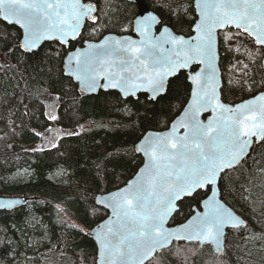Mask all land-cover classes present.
Listing matches in <instances>:
<instances>
[{"label":"trees","instance_id":"16d2710c","mask_svg":"<svg viewBox=\"0 0 264 264\" xmlns=\"http://www.w3.org/2000/svg\"><path fill=\"white\" fill-rule=\"evenodd\" d=\"M95 1L97 23L87 22L69 46L46 40L24 51L16 47L20 27L0 23V194L28 197L21 206L0 210V264H96L97 245L89 229L108 214L96 194L127 182L143 163L135 143L148 129L168 127L189 97L185 70L172 77L167 92L155 100L146 92L126 98L114 89L79 93L78 83L64 72L67 51L109 31L132 32L138 12L131 0ZM145 1L160 16V24L192 32L194 0L191 6L190 0ZM181 4L185 13L177 14ZM235 31L220 32L222 95L231 102L256 94L264 79L263 48L244 38L228 42L238 52L226 50L224 34ZM48 97H59L56 120L49 119ZM55 125L66 132L44 146L43 130ZM23 168L30 175L14 179ZM259 175H264V141L255 142L249 155L221 176V196L249 220L246 227L228 229L224 254L209 243L175 241L146 264L246 263L256 232L251 195ZM194 205L187 198L179 202V215L175 213L171 223L189 217Z\"/></svg>","mask_w":264,"mask_h":264},{"label":"snow or ice","instance_id":"6c2138e0","mask_svg":"<svg viewBox=\"0 0 264 264\" xmlns=\"http://www.w3.org/2000/svg\"><path fill=\"white\" fill-rule=\"evenodd\" d=\"M194 10H198L199 19L193 21V37L185 38L164 27L153 39L151 26L158 19L149 14L135 25L144 37L139 45L112 40L67 56V75L78 81L82 90L112 87L125 96L143 90L155 100L166 92L168 78L185 69L191 70L195 85L189 109L172 125V131L148 137L136 148L148 156L136 181L100 201L116 217L96 236L103 264H144L171 239L211 241L219 250L225 226L244 224L217 199L216 192L208 193L221 179L220 173L238 165L248 154L254 137L264 141V93L234 107L220 100L216 89L217 38L219 30L232 28L236 31L223 37L227 51L238 52L228 42L244 38L264 48V0H195ZM97 11L93 0H0V23L19 25L23 32L16 47L31 51L43 40L55 39L61 45L75 40L87 22L97 23ZM184 13L181 4L177 14ZM193 65L203 67L197 71ZM102 78L106 83L100 85ZM50 107L49 119L56 120L55 103ZM205 110L217 112L207 124L199 119ZM178 128L187 131L179 136ZM186 198L204 211L190 214L175 230L167 228L172 214L179 215L178 202ZM11 203L0 207H10Z\"/></svg>","mask_w":264,"mask_h":264},{"label":"water","instance_id":"95a60500","mask_svg":"<svg viewBox=\"0 0 264 264\" xmlns=\"http://www.w3.org/2000/svg\"><path fill=\"white\" fill-rule=\"evenodd\" d=\"M131 1H134L137 6H138V12L133 20V29H132V32H115V31H109V32H106L102 37L98 38V39H84V41L81 43V44H77L76 46L70 48L66 55H65V59H64V72L65 74H67V56L68 54L72 53V52H75V51H88L90 49V47H96L98 48L101 44H104L108 41H112V40H130V41H135L137 43V45H139V42L141 40L144 39L143 36L140 35V33L138 31L135 30V25L137 23V21L145 18V17H148L149 14H152V15H155L158 19V22L153 24L151 26V32H150V35L153 39L159 37L162 33H163V30H164V27H167L169 28L172 32H174L175 34H179V35H184L185 38H190V37H193L196 35V32L194 31V25L192 26V32L190 34H184V33H181V32H177L171 25L169 24H160L161 23V18L160 16L153 10L151 9L148 4L146 3L145 0H131ZM93 3L95 4L97 10H98V4L95 0H93ZM194 7H195V0H194ZM98 12V11H97ZM196 14H197V18L196 20L199 19V13H198V10H196ZM98 15V13H97ZM19 26V25H18ZM84 28V27H83ZM83 28L81 29L80 33H78V36L77 38L80 36ZM223 30H226V29H221L219 30V35H218V38H217V49H218V56H217V60H216V66H217V85H216V89H217V95L219 96L220 100L225 103L226 105L228 106H236L238 104H241L242 102L244 101H249V100H253L255 97H258L261 93H264V79H263V88L261 90H259L256 94L250 96V97H244L238 101H235V102H231V101H227L223 98V95H222V88H223V84H224V80H223V71H222V67H221V51H220V32L223 31ZM21 31L23 32V30L21 29ZM76 38V39H77ZM75 39V40H76ZM48 40H55V39H48ZM46 40H43L41 41V43L38 45V47ZM70 44V41L65 44L67 46H69ZM37 47V48H38ZM36 48V49H37ZM35 50V49H34ZM33 51V50H31ZM262 66H263V75H264V48H263V56H262ZM193 68H195L197 71H199L200 68L203 67V65H193L192 66ZM186 73H187V76H188V81L189 83L191 84V89H190V94H189V97L185 103V105L183 106L182 110L171 120V122L169 123V126L168 127H165V128H162V129H155V128H151V129H148L142 136L141 138L135 143V149L141 145L144 144V142L146 141V139L148 137H152V136H166L168 135L171 131H172V125L174 123H176V121H178L179 119H182L184 117V114L185 112L189 109V106L191 104V91L192 89L195 87V85L192 84L191 82V79H190V76H191V70L189 69H185ZM178 74V73H177ZM176 74V75H177ZM175 75L173 76H170L167 80V88H166V92L168 90V86H169V82H170V79L172 77H174ZM75 80V79H74ZM76 81V80H75ZM78 83V90H79V93L81 95H87V94H92V93H98L100 89H103V90H110V89H114V90H117L120 92V94L123 96V97H129V96H133V95H128V96H125L118 88H112V87H108V88H104V87H100L98 86L96 88L95 91H87V90H82L83 86L79 84L78 81H76ZM106 83V80L105 79H100L99 81V84L100 85H103ZM141 92H145L143 90H140L136 93L135 96L133 97H138V95L141 93ZM165 92V93H166ZM147 93V92H146ZM148 96L150 95L149 93H147ZM164 94V93H163ZM162 95V94H161ZM157 99V98H156ZM217 116V112H214V111H211V110H205V111H202L200 114H199V119L207 124L209 122V120H212L214 119L215 117ZM187 129L185 128H178L177 129V135L179 136H183L185 133H186ZM255 142H260L259 140H257L255 137L253 138L252 140V143L248 149V154L243 158L241 159V161L239 162V164L249 155V153L251 152L252 150V147L253 145L255 144ZM139 154L142 155L143 157V163L138 167V169L136 170V172L127 180V182H125L124 184L118 186V187H115L113 189H110V190H107V191H104V192H98L95 196V200L96 202L105 207L107 210H108V214L102 219L100 220L96 225H94L93 227H91L89 229V233L90 235L92 236V238L95 240L96 242V245H97V251H96V264H103V260L101 259L100 257V251H101V248H100V243L99 241L97 240L96 236H97V233H100L101 232V228L102 226H105L109 221H115L116 217L114 216L113 212H112V209L108 206H106L105 204L101 203L100 201L104 200L106 197H108L110 194L112 193H116L117 191H120V190H123V189H126L128 188L133 182L136 181V179L138 178L140 172H141V169L145 168V165L148 163V156H146L142 151H137ZM238 164V165H239ZM236 165V166H238ZM235 166V167H236ZM234 168V167H233ZM232 169V168H231ZM226 170H229V169H226ZM225 170V171H226ZM223 172L220 173V177L222 176ZM220 180H218L217 184L212 186V191L208 193L209 196L212 195V192H216L217 194V199H221L222 202H224L239 218H241L243 221H244V224L240 225L239 227H246L248 224H249V220L247 217H245L244 215L240 214L239 212H237L228 202H226L224 200V198L221 196V188H220ZM11 202H15V203H11ZM27 202V198H23V197H20V196H11V195H4V194H0V204H9L11 203V206L10 207H0V210L1 209H12V208H15L17 206H21L23 204H25ZM178 207H179V202H178ZM193 212L191 214H196L198 212H202L204 211L203 207L202 206H196L194 205L193 207ZM175 213L172 214V216L168 219V222L166 224V227L169 228V229H172V230H175L177 228L178 225L182 224V223H186V219L181 221V222H178V223H171V220H172V217ZM239 227H232L231 225H226L225 228H224V237H223V242L220 246V249L218 250L217 249V246L215 243L211 242V241H207V242H198L200 244V246H203L204 244L206 243H209L215 252H217L218 254H224L225 251H226V242H227V232H228V229L229 228H239ZM175 241H187V240H176V239H171L170 242H168L165 247L163 249H158L154 254L150 255L148 258H146L144 260V264H146L149 260H151L154 256H156V254L158 252H161L162 250H164L165 248H168L170 246H172V244L175 242ZM196 242V241H195Z\"/></svg>","mask_w":264,"mask_h":264},{"label":"rangeland","instance_id":"374dc122","mask_svg":"<svg viewBox=\"0 0 264 264\" xmlns=\"http://www.w3.org/2000/svg\"><path fill=\"white\" fill-rule=\"evenodd\" d=\"M49 104L55 103L53 97H48ZM56 105V103H55ZM52 111V108L50 109ZM92 125L93 121L87 122ZM87 127L82 124L81 128ZM66 132L65 128H58L57 125L43 130L42 143L44 146L52 145L56 138ZM30 175V170L23 168L14 173V179H24ZM259 180L252 187L251 195V213L252 222L255 225L256 232L251 235L252 244L245 257L246 263L243 264H264V175H259Z\"/></svg>","mask_w":264,"mask_h":264},{"label":"bare ground","instance_id":"6f19581e","mask_svg":"<svg viewBox=\"0 0 264 264\" xmlns=\"http://www.w3.org/2000/svg\"><path fill=\"white\" fill-rule=\"evenodd\" d=\"M100 10V9H99ZM11 196H19V195H11ZM20 197H23V196H20ZM23 198H25V197H23ZM27 198V200H28V197H26Z\"/></svg>","mask_w":264,"mask_h":264},{"label":"flooded vegetation","instance_id":"af4514ba","mask_svg":"<svg viewBox=\"0 0 264 264\" xmlns=\"http://www.w3.org/2000/svg\"><path fill=\"white\" fill-rule=\"evenodd\" d=\"M59 101V100H58ZM57 100H56V106H58L59 105V102H58ZM57 108V107H56Z\"/></svg>","mask_w":264,"mask_h":264}]
</instances>
